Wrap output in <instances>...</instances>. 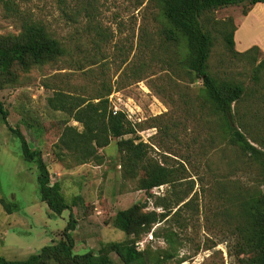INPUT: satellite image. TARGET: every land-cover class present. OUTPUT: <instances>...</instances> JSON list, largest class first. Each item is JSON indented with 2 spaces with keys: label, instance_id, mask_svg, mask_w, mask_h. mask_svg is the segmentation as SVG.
Segmentation results:
<instances>
[{
  "label": "rangeland",
  "instance_id": "1",
  "mask_svg": "<svg viewBox=\"0 0 264 264\" xmlns=\"http://www.w3.org/2000/svg\"><path fill=\"white\" fill-rule=\"evenodd\" d=\"M7 1L14 11L0 2V35H16L22 20L35 19L68 49L58 61L16 71V81L0 86V102L8 112L9 125L20 130L31 148L40 150L51 181L60 184L65 201L71 205L77 221L72 232L73 251H96L109 242L129 241L130 236L113 224L117 210L146 202L145 210L160 211L156 197L172 201L180 191L179 195L188 194L186 200L193 198L192 207L197 209L187 236L184 234L188 240L179 252L188 257L182 264H237L228 252L233 240L223 232L226 198L237 189L264 193V174L257 162L217 133L201 81H191L173 66L174 59L185 53L184 46L176 49L159 36L160 23L152 14L155 10L146 8L147 0H78L81 14L75 27L61 12L62 0ZM88 16L93 19L92 26L87 25ZM242 16V5L219 8L212 12L209 26L214 19L230 17L238 22ZM223 28L216 25L211 29L215 43L210 69L216 77L233 79L246 87L234 109L245 136L264 151L256 143L264 140V66L257 84L253 66L226 49L219 32ZM89 59L94 64L89 65ZM102 83L111 87L110 107L130 115L127 119L135 132L123 138L146 143L154 160L178 170L173 183L151 189V196L138 186L143 171L134 177L125 173L116 144L119 138L97 147L99 158L85 163H77L65 150H60L61 158L56 153L63 132L71 126L81 129V125L49 109L47 97L61 88L89 98L96 91H105ZM31 119L35 128H41L38 139L34 128L28 127ZM19 146L0 120V199L18 207L8 214L0 203V255L7 259H23L58 241L68 218V211L50 217L38 197L36 166L24 161ZM154 228L137 241L138 249L164 247L161 238L152 236ZM110 257L113 264H123L116 253Z\"/></svg>",
  "mask_w": 264,
  "mask_h": 264
},
{
  "label": "trees",
  "instance_id": "2",
  "mask_svg": "<svg viewBox=\"0 0 264 264\" xmlns=\"http://www.w3.org/2000/svg\"><path fill=\"white\" fill-rule=\"evenodd\" d=\"M2 1L14 11L7 0H0ZM61 2L64 6L61 9L63 16L75 27L81 14L78 0H65L66 4L64 0ZM258 2L264 0H147L146 8L155 10L152 14L160 23L157 32L164 42L174 45L176 49L179 45L184 46L185 53L174 59L176 65L173 66L180 73L188 75L191 81H201L206 102L215 118L217 133L227 143L235 145L243 154L257 162L264 174V151L245 136L234 109L246 93V87L233 79L216 77L209 64L215 43L211 29L221 25L224 30L219 32L226 49L233 57L253 66V79L258 84L259 77L262 76L259 74L260 68L264 66V55L260 49L257 46L244 52L235 49L233 35L236 25L230 17L222 21L214 19L213 25L209 26L212 12L219 8L242 5V15H245ZM86 22L88 26H92V17L88 16ZM75 31L72 32L73 35H76ZM98 35L104 34L98 32ZM97 42L95 45L99 46ZM76 46L77 44L74 47ZM67 53L66 43L53 36L45 24L35 19H24L18 34L0 35V86L7 81H16V71L24 72L33 66L40 67L58 61ZM261 55L263 57L259 59ZM167 63L170 66L172 61ZM90 64H94L91 59ZM78 69L82 67L79 65ZM102 86H105L104 92L96 91L89 98L75 90L61 88L47 97L49 109L61 112L81 125V129L71 126L63 132L57 145L59 151L56 153L61 158L60 150H65L74 155L77 163H85L92 157L99 158L95 154L97 147L108 145L111 138H119L116 144L125 173L134 177L139 171H143L144 177L138 181V186L147 196H151V189L173 183L178 170L154 160L149 155L150 147L146 143L136 142L132 137L123 138L127 134H133L134 127L123 111L113 113L108 100L111 87H106L105 83ZM7 115V110L0 102V120L20 142L19 148L24 161L33 162L36 166L40 201L46 204L50 217L60 216L68 211V218L58 241L43 245L37 252L23 259H7L0 255V264H113L110 257L112 252L116 253L123 264H182L187 260L188 257L179 255V252L188 240L186 232L197 209L192 207L193 198L186 200L188 194L179 195L180 191L175 193L172 201H168L166 197H156L155 205L161 208L160 211L145 210L146 202L134 203L117 210L113 224L119 231L130 236L129 241L109 242L96 251L75 253L72 232L77 221L71 205L65 201L60 184L51 181L40 150L36 146L31 148L20 130L9 125ZM262 119L258 117V120ZM28 127L34 128L38 139L41 128H35L33 120L28 123ZM256 143L264 147V140H257ZM226 201L222 221L224 234L233 240L228 246L229 254L237 259V264H264V193L237 189L229 193ZM0 203L8 214L18 209L15 203L6 202L2 198ZM181 210L184 211L183 214ZM154 226L152 236L161 238L164 247L138 249L137 241L150 233Z\"/></svg>",
  "mask_w": 264,
  "mask_h": 264
},
{
  "label": "crops",
  "instance_id": "3",
  "mask_svg": "<svg viewBox=\"0 0 264 264\" xmlns=\"http://www.w3.org/2000/svg\"><path fill=\"white\" fill-rule=\"evenodd\" d=\"M233 39L238 52L257 46L264 55V2L255 3L247 14L234 21Z\"/></svg>",
  "mask_w": 264,
  "mask_h": 264
},
{
  "label": "built area",
  "instance_id": "4",
  "mask_svg": "<svg viewBox=\"0 0 264 264\" xmlns=\"http://www.w3.org/2000/svg\"><path fill=\"white\" fill-rule=\"evenodd\" d=\"M112 109H113V113H115V112H117V111H123V112L126 114L127 118L130 117V115L127 114L126 111H124V110H118V109H116V108H112Z\"/></svg>",
  "mask_w": 264,
  "mask_h": 264
}]
</instances>
